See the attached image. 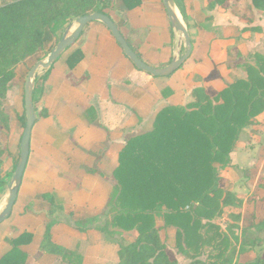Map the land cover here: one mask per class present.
<instances>
[{
    "label": "trees",
    "instance_id": "1",
    "mask_svg": "<svg viewBox=\"0 0 264 264\" xmlns=\"http://www.w3.org/2000/svg\"><path fill=\"white\" fill-rule=\"evenodd\" d=\"M206 2L208 10L230 11L241 22L231 35L235 41L227 47L228 53L236 48L243 32L256 29L250 26L253 12L264 16V0ZM96 11L108 14L101 0H0V168L1 157L10 155L8 83L14 78L24 82L36 61L54 47L59 20ZM120 31L142 58L129 35ZM81 58L82 52L76 50L66 62L73 66ZM233 65L241 66L244 75L223 89L196 87L193 101L160 109L150 130L126 133L113 171L89 170L111 190L100 232L106 241L118 244L121 260L128 258L118 264H178L175 250L186 255L189 264H264V247L255 249L254 260L247 263L234 260L232 247L238 242L239 251L246 252L260 244L264 195L247 197L243 212L232 210L242 204L243 197L228 190L225 175L232 166L241 133L261 142L264 51L256 52L250 60L239 55ZM218 77L214 67L205 80ZM33 105L37 118L48 116L47 109L40 105L36 86ZM17 116L23 131L24 109ZM18 153L19 146L14 168ZM8 181L0 175V188ZM80 186V178H76L66 181L62 188L76 190ZM256 186L264 189V176L257 177ZM36 197L49 204L43 233L23 231L6 239L10 249L0 255V264H52L61 260L64 248L52 240L51 230L60 222L64 207L50 193ZM225 210L230 221L223 229L219 220ZM97 220L76 219L74 225L83 230ZM200 249H208L207 259L199 257Z\"/></svg>",
    "mask_w": 264,
    "mask_h": 264
},
{
    "label": "crops",
    "instance_id": "2",
    "mask_svg": "<svg viewBox=\"0 0 264 264\" xmlns=\"http://www.w3.org/2000/svg\"><path fill=\"white\" fill-rule=\"evenodd\" d=\"M101 2L148 64L167 65L176 49L182 52L183 42L172 33L163 0ZM176 2L187 21L192 44L191 59L187 65L182 64L184 69L180 74L152 77L138 70L110 31L96 21L85 25L71 47L38 71L36 89L48 116L36 117L32 127L18 194L10 216L0 223V255L10 249L6 239L15 238L23 231L43 233L49 220L46 215L49 204L36 196L50 193L64 207L60 222L51 230L52 240L64 248V253L59 262L52 264L121 263L118 244L106 241L100 232L110 188L89 170L113 171L126 133L148 131L140 129L152 128L160 109L193 101L192 91L196 87L223 89L244 75L241 66L233 65L239 55L250 60L256 52L264 51V16L253 12L250 26L256 29L243 32L236 48L228 53L227 47L235 41L231 35L241 23L236 16L230 11L208 10L206 0ZM74 19L59 20L55 29L58 38ZM76 50L82 52V58L70 66L66 60ZM214 67L219 77L205 80ZM23 86L24 82L14 78L6 92L10 155L1 157L3 181L13 173L14 165L11 168L6 165L19 146L21 128L16 114L24 109ZM240 136L241 142L244 137L252 141L246 133ZM229 174L231 171L227 174V188L239 194L230 188L234 181ZM76 178H80L79 189L62 188L66 181ZM92 217L98 220L86 229L75 227L76 219Z\"/></svg>",
    "mask_w": 264,
    "mask_h": 264
},
{
    "label": "water",
    "instance_id": "3",
    "mask_svg": "<svg viewBox=\"0 0 264 264\" xmlns=\"http://www.w3.org/2000/svg\"><path fill=\"white\" fill-rule=\"evenodd\" d=\"M163 5L173 35L179 41L183 42V52H181L180 48L176 49L171 61L167 65L156 67L148 64L146 61L140 58L128 44L127 40L124 38L123 34L112 18L106 13L96 11L75 18L74 21L65 28L61 36L57 39L54 47L44 57L36 61V63L28 71L23 86L25 123L19 142L17 162L6 186V204L0 210V223L10 216L12 207L18 194V189L21 184L22 175L27 164L31 130L34 123L36 122L37 117L33 105V92L36 86L38 71L42 67L52 64L69 47H71V45L77 41L85 25L92 21H96L103 24L110 31L124 55L130 60L135 68L151 75L152 77H165L171 75L189 57L192 51V44L187 21L176 0H163Z\"/></svg>",
    "mask_w": 264,
    "mask_h": 264
},
{
    "label": "rangeland",
    "instance_id": "4",
    "mask_svg": "<svg viewBox=\"0 0 264 264\" xmlns=\"http://www.w3.org/2000/svg\"><path fill=\"white\" fill-rule=\"evenodd\" d=\"M191 57L187 58L184 63L187 65V63L190 61ZM183 65H181L178 69H176L171 75L174 74H180L181 71L184 69L182 68ZM190 65V64H189ZM165 76V77H169ZM7 110V109H6ZM22 112H18L19 114ZM16 114V116L18 115ZM15 114L12 112V115L15 116ZM18 117V116H17ZM19 128L21 126L18 124ZM151 129V127L149 128ZM149 129H140L141 131H146ZM22 131V129H21ZM133 132V131H132ZM262 138L260 143H256L255 141H249L247 140V137H244V142H241L239 147L236 149V152L233 157V163L232 168L226 170L225 175L227 176L228 172L231 171L232 174H229V178L234 181L232 185H230L231 189H236V191L239 193V195H242L243 202L242 204L234 205L231 207L232 210L235 211H241L243 212L244 203L247 197L254 194L264 195V189L259 188L256 186V180L258 176H264V127L261 130ZM241 135V134H240ZM241 137V136H240ZM247 140V141H245ZM16 155H13V159L11 158L7 162V167L11 168L13 163L11 164V161H15ZM230 170V171H229ZM8 172H11L9 169ZM231 175V176H230ZM11 175L7 178L10 179ZM108 186V185H107ZM6 192V185L1 189L0 191V202H2L3 199H6V195L4 193ZM111 192V190H110ZM3 197V198H2ZM229 217L227 215V212H225L220 216L219 225L225 229L226 224L228 223ZM236 234H239V230H235ZM259 238H260V244L256 245L253 249H249L246 252H240L239 251V244L238 242L232 243V247H234V260L238 263H247L251 262L255 258V249L257 248H263L264 247V222L262 223V226L259 230ZM176 256L178 260V264H189L190 259L187 258L186 255L176 251ZM199 257L204 260L207 259V256L209 255L208 249H200L199 250ZM128 259L121 260V263H126Z\"/></svg>",
    "mask_w": 264,
    "mask_h": 264
},
{
    "label": "bare ground",
    "instance_id": "5",
    "mask_svg": "<svg viewBox=\"0 0 264 264\" xmlns=\"http://www.w3.org/2000/svg\"><path fill=\"white\" fill-rule=\"evenodd\" d=\"M4 195H6V192L4 193ZM5 204H6V199H3L2 202H0V210L4 207Z\"/></svg>",
    "mask_w": 264,
    "mask_h": 264
}]
</instances>
